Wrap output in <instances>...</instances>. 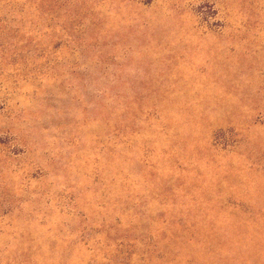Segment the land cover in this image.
Segmentation results:
<instances>
[{"label":"rangeland","instance_id":"rangeland-1","mask_svg":"<svg viewBox=\"0 0 264 264\" xmlns=\"http://www.w3.org/2000/svg\"><path fill=\"white\" fill-rule=\"evenodd\" d=\"M0 264H264V0H0Z\"/></svg>","mask_w":264,"mask_h":264}]
</instances>
